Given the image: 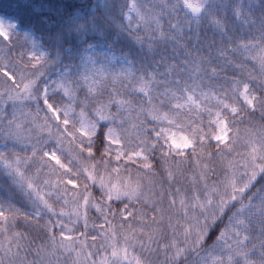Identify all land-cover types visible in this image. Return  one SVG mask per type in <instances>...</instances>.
<instances>
[{
  "label": "snow or ice",
  "instance_id": "snow-or-ice-1",
  "mask_svg": "<svg viewBox=\"0 0 264 264\" xmlns=\"http://www.w3.org/2000/svg\"><path fill=\"white\" fill-rule=\"evenodd\" d=\"M64 10L55 30L0 12V175L18 196L0 200V264H180L205 246L201 264H264V3L238 0L232 26L227 0ZM113 30L144 55L89 44L53 76L66 36Z\"/></svg>",
  "mask_w": 264,
  "mask_h": 264
},
{
  "label": "trees",
  "instance_id": "trees-1",
  "mask_svg": "<svg viewBox=\"0 0 264 264\" xmlns=\"http://www.w3.org/2000/svg\"><path fill=\"white\" fill-rule=\"evenodd\" d=\"M94 0H0V12H3L7 15H13L22 21V25H30L33 21L39 19V17L33 12V7L36 12L41 13L44 17H46L49 23L55 28L61 23L63 16L65 15L64 4L65 3H73L75 5H80L81 3H87L91 5ZM264 3V0H261ZM238 3V0H227V7L229 9V15L227 17L228 23L230 26L234 24L232 20L230 9L231 7ZM245 6H247V0H244ZM224 8L223 4L216 5L217 11H220ZM259 8L255 9V13L259 15ZM237 31H239V27L237 26ZM40 36L41 33L37 32ZM100 40L105 43L111 45L123 52L126 51L131 57L139 58L144 55L140 51L139 46L131 44L127 38L123 35L117 36L115 31H109L107 34L101 36L99 34H89L84 38H78L75 34L72 36H66L60 44V64L53 66V71L56 68L61 67L63 64L67 63L68 59L73 57L74 53L80 51L89 41ZM71 49V53H69L66 48ZM51 55H56V46L53 45L50 48ZM258 115V114H257ZM135 167V165H133ZM255 191V189L253 190ZM251 195V193H249ZM13 199L15 202L18 199L17 194L14 189L10 187V182L2 175H0V200H8L9 198ZM256 201L258 202L259 197L257 196ZM247 201V197H245V202ZM207 249L205 246L203 249H199L197 251H193L191 248H188L185 256H183L180 260V264H185L187 261L191 260L188 264H195L199 254L197 252H203ZM155 256L152 257L154 260ZM29 259H35L34 256L29 255ZM236 264L237 260H236Z\"/></svg>",
  "mask_w": 264,
  "mask_h": 264
},
{
  "label": "rangeland",
  "instance_id": "rangeland-1",
  "mask_svg": "<svg viewBox=\"0 0 264 264\" xmlns=\"http://www.w3.org/2000/svg\"><path fill=\"white\" fill-rule=\"evenodd\" d=\"M97 3V0H94L93 3L91 5H95ZM89 5V6H91ZM3 13V12H2ZM7 15V14H6ZM13 16V15H12ZM28 25H22L21 24V28L22 30L27 27ZM36 37L39 39L40 38V35L38 33H36ZM89 44L91 45H94L98 51H103V52H115L118 56L120 54H128L126 51H119L118 49L114 48V47H111L109 48V44L105 43L104 41H100V40H94V41H89L80 51H82L84 48H86ZM66 50H68V47L66 48ZM79 51L75 52L73 57L69 58L67 63L65 64H70V63H74L76 61H78V53ZM129 55V54H128ZM130 56V55H129ZM60 68V67H59ZM59 68H56L54 71H53V76L55 75V71L59 70ZM180 146H183V145H180ZM0 148H2V145H0ZM247 202V201H246ZM245 202V203H246ZM247 219L248 217L245 216L244 217V220L247 222ZM255 232H253V240L250 241L247 245L248 248H252V244L255 243ZM186 254V253H185ZM221 255H223V253H220ZM252 257L253 258H259V249L256 248V249H253L252 250V253H251ZM201 258H204L205 260H210L211 258L208 256V249L204 250L203 252H199V256L197 257L196 261H194L195 264H201ZM156 258H154V260H156ZM65 260H67V257L65 258ZM159 260L161 261V264H163L164 260H165V257L163 255V253H161V255L159 256ZM236 260H237V263L240 264V258L239 257H236ZM191 260L187 261L185 264H188Z\"/></svg>",
  "mask_w": 264,
  "mask_h": 264
}]
</instances>
